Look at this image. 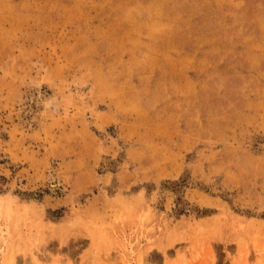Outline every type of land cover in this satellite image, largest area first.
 <instances>
[{
    "label": "rangeland",
    "instance_id": "374dc122",
    "mask_svg": "<svg viewBox=\"0 0 264 264\" xmlns=\"http://www.w3.org/2000/svg\"><path fill=\"white\" fill-rule=\"evenodd\" d=\"M39 256L264 264V0H0V264Z\"/></svg>",
    "mask_w": 264,
    "mask_h": 264
},
{
    "label": "bare ground",
    "instance_id": "6f19581e",
    "mask_svg": "<svg viewBox=\"0 0 264 264\" xmlns=\"http://www.w3.org/2000/svg\"><path fill=\"white\" fill-rule=\"evenodd\" d=\"M50 187L53 191L58 190L60 188L59 184L55 182L54 180L50 181ZM45 259L42 257H36V258H31V263L32 264H39V261H44ZM6 264H13V258L7 261Z\"/></svg>",
    "mask_w": 264,
    "mask_h": 264
}]
</instances>
